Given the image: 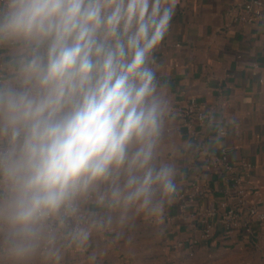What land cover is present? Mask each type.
<instances>
[{"label": "clouds", "instance_id": "obj_1", "mask_svg": "<svg viewBox=\"0 0 264 264\" xmlns=\"http://www.w3.org/2000/svg\"><path fill=\"white\" fill-rule=\"evenodd\" d=\"M176 0H0V246L52 251L79 201L153 214L176 191L157 164L167 102L149 64Z\"/></svg>", "mask_w": 264, "mask_h": 264}, {"label": "crops", "instance_id": "obj_2", "mask_svg": "<svg viewBox=\"0 0 264 264\" xmlns=\"http://www.w3.org/2000/svg\"><path fill=\"white\" fill-rule=\"evenodd\" d=\"M244 1L176 0L169 30L152 53L149 67L168 109L155 162L175 170L176 185L174 193L160 198L159 210L109 208L99 202L107 189L101 185L90 194L88 207L102 226L94 227L87 241L60 242L52 251L39 249L25 257L0 246V264H264V227L254 224L252 232L227 235L218 223L206 241L195 215L228 197L227 183L211 168L222 147L232 160L252 164L253 197L264 209V25L232 20L230 11ZM11 54L9 47H0L2 75ZM190 95L208 113L207 123L195 130L184 127L177 115ZM221 129L227 134L221 135ZM194 183L208 186L209 192L182 198ZM184 200L188 205L182 216ZM178 240L184 245L175 248Z\"/></svg>", "mask_w": 264, "mask_h": 264}, {"label": "built area", "instance_id": "obj_3", "mask_svg": "<svg viewBox=\"0 0 264 264\" xmlns=\"http://www.w3.org/2000/svg\"><path fill=\"white\" fill-rule=\"evenodd\" d=\"M229 15L236 23H259L264 25V0H245L239 10H232ZM3 67L0 61V76H3ZM177 115L181 119L183 126L189 130H195L197 127L205 125L208 120V113L194 95L187 97L185 104L178 110ZM220 134L226 135L227 130L221 129ZM211 168L220 174L227 183L228 197L195 214L202 225L201 239L208 241L213 238L219 219H222L223 229L227 235H232L243 229L252 232L253 221L264 227V209L259 206V201L253 197L255 186L250 181L252 164L246 160L239 162L232 160L227 147H222L213 157ZM209 190L206 185L194 183L187 194L181 195L184 199H194L198 195L207 194ZM4 191V186L0 184V197L4 195ZM92 201V195H89L88 202L84 201L83 198L79 201L78 215L68 220L69 230L77 226L92 224L94 220L88 207ZM184 201L182 216H185V210L188 205V201ZM93 228L89 227V236L92 234ZM60 242L67 246H75L77 243L71 240L66 230L60 233L57 244ZM183 245L184 242L178 240L174 247L180 248ZM41 251L47 252L43 248H41Z\"/></svg>", "mask_w": 264, "mask_h": 264}, {"label": "trees", "instance_id": "obj_4", "mask_svg": "<svg viewBox=\"0 0 264 264\" xmlns=\"http://www.w3.org/2000/svg\"><path fill=\"white\" fill-rule=\"evenodd\" d=\"M218 223L222 224V226H223V221H222V219H219V220H218ZM254 224H257V223L253 221V222H252V227L254 226Z\"/></svg>", "mask_w": 264, "mask_h": 264}]
</instances>
